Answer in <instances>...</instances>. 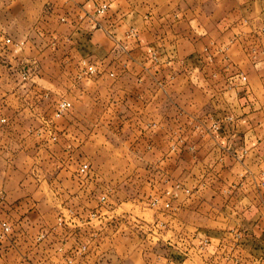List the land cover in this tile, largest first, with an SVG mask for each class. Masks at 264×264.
<instances>
[{
  "label": "rangeland",
  "instance_id": "rangeland-1",
  "mask_svg": "<svg viewBox=\"0 0 264 264\" xmlns=\"http://www.w3.org/2000/svg\"><path fill=\"white\" fill-rule=\"evenodd\" d=\"M64 5L58 7L67 14ZM51 7L30 1L17 21L0 13V108L7 118L0 125V177L8 175L21 188L12 198L0 194V264L253 262L256 254L241 246V236L217 237L212 254L197 252L205 244L195 248L197 229L231 226L214 216L254 204L241 201L245 188L224 187L221 172L195 161L206 146L205 120L219 112V80L203 91L171 94L173 78L162 76L145 98L135 75L140 68L120 65L115 53L113 67L103 70L86 48L81 63L94 72L84 69L75 78L65 64L79 57L69 36L60 32L57 40L33 29L39 12ZM60 101L71 104L68 129L27 133L12 124L21 114L16 120L23 126L33 107L53 110L54 124ZM146 102L162 104L163 126L141 122ZM176 103L179 109L171 112Z\"/></svg>",
  "mask_w": 264,
  "mask_h": 264
},
{
  "label": "crops",
  "instance_id": "crops-1",
  "mask_svg": "<svg viewBox=\"0 0 264 264\" xmlns=\"http://www.w3.org/2000/svg\"><path fill=\"white\" fill-rule=\"evenodd\" d=\"M30 1L52 5L51 12H39L33 29L38 35L57 40L62 36L60 32L69 36L73 41L69 44L74 45L71 52L79 57L73 61L66 58L65 64L72 67L75 78L85 73L81 72L85 67L80 53L86 48L89 60L104 63L103 70L108 64L113 67L115 53L120 54V65L140 68L135 75L145 98L147 94L150 98L152 83L156 85L154 82L162 76L173 78L171 94L188 95L199 86L203 91L214 79L219 80V112L205 120L206 146L196 152L195 161L205 171L221 172L224 187L245 188L241 201L254 204L223 217L214 216L231 226L197 229L195 248L205 244L197 252L207 250L212 254L217 251V237L241 236V246L256 254L249 264H264V0H75V8L72 0H0V6H5L0 13L6 14L7 21H17L19 16L24 19ZM102 3L108 8L97 15ZM63 4L67 14L59 8ZM31 30H26L25 35ZM240 75L246 77V82L240 80ZM190 105L187 101L185 106L189 109ZM179 107L178 103L171 104L170 110ZM139 112L144 124L163 126L162 104L146 102L140 105ZM18 115L14 114L12 120L17 131L69 128L65 122L67 113L54 119L53 124V110L26 109L23 126L16 120ZM215 124L218 128L214 130ZM12 180L4 173L0 177V194L5 199L21 191L18 182ZM205 239L208 244L203 242Z\"/></svg>",
  "mask_w": 264,
  "mask_h": 264
},
{
  "label": "built area",
  "instance_id": "built-area-1",
  "mask_svg": "<svg viewBox=\"0 0 264 264\" xmlns=\"http://www.w3.org/2000/svg\"><path fill=\"white\" fill-rule=\"evenodd\" d=\"M108 8V5L105 3H102L99 5V7L97 8L96 12L97 15L99 14H104L105 10ZM10 43V39H6L5 40V44L8 45ZM86 72L88 73H93L94 72V67L92 65L86 66L85 67ZM240 80L242 82H246V77L243 75H240ZM71 104L66 102V101H60L57 103V107H56V111H55V117L57 116H61L63 113H65L69 108H70ZM7 123V118L5 117V115L2 113V110L0 108V125H5ZM214 129H217L218 126L217 124H215L213 126Z\"/></svg>",
  "mask_w": 264,
  "mask_h": 264
}]
</instances>
